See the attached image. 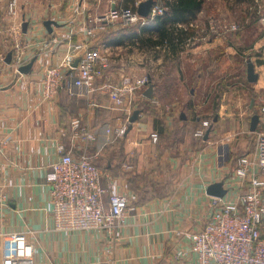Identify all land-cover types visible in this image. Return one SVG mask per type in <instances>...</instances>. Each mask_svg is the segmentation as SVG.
Returning a JSON list of instances; mask_svg holds the SVG:
<instances>
[{
  "label": "crops",
  "instance_id": "obj_1",
  "mask_svg": "<svg viewBox=\"0 0 264 264\" xmlns=\"http://www.w3.org/2000/svg\"><path fill=\"white\" fill-rule=\"evenodd\" d=\"M116 1L125 5L123 0ZM116 1L76 4L69 0H19L18 14L11 18L6 13L7 0H0V53L1 40L5 52L9 51L8 31L12 24L19 23L26 64L33 60L28 73L16 72L0 60V141L4 142L0 159V188L4 195L0 228L24 232L28 241L25 256L12 253L10 243L0 241V264H98L102 259H108L109 264H194L192 256L180 255L188 249L187 240L176 237L172 230L191 232L199 228L211 196L206 193L207 186L222 182L227 189L225 181L233 172L236 157L253 151L254 131L249 129L251 116L248 119L247 112L254 101L251 99L252 105L250 101L243 109L245 90H239V94L224 81V54L218 64L204 44L213 38L207 31V20H226L224 3L203 0L190 21L195 26L168 24V30L172 28L175 35L171 46L164 47V41L154 45L146 41L147 34L141 36V41L132 38L121 45H108L104 38L101 43L108 47L111 65L95 91L87 96L70 94L64 81L52 99L44 98V69L59 63L66 49L68 29L75 32L73 40L81 41L83 23L106 13ZM46 19L59 24L52 27L51 33L43 26ZM132 26L138 25L122 27ZM122 27L105 31L106 27L103 32ZM151 37L157 39V34L153 32ZM153 48L157 49L156 55ZM141 58L144 62H139ZM255 59L256 86L262 87L264 52ZM215 73L218 79L222 76L218 87L209 82ZM123 75L147 76L143 93L149 86L154 90L158 83L162 90L171 89L172 93L187 90L188 96L174 95L169 102L159 98V106H151L148 101L154 98L152 90L151 97L144 95L143 101L136 93L134 108L128 114L112 103L108 89L101 88V84L119 82ZM184 104L191 111L186 122L181 119ZM166 105L173 110L167 112ZM135 110L137 119L128 125L124 138L111 140L104 134L105 127L119 125ZM257 114L256 130H261L264 123ZM76 118L94 134V140L84 141L80 133L72 130L71 121ZM203 121L210 125L207 137H195L197 129L205 130ZM158 125L168 134L174 132L170 140ZM182 126L186 130L181 136L177 133ZM154 132L155 142L151 139ZM59 144L74 155L85 152L101 169L103 185L129 195L124 220L112 232H64L53 228L48 207V165L59 157ZM221 151L226 158L219 157Z\"/></svg>",
  "mask_w": 264,
  "mask_h": 264
},
{
  "label": "built area",
  "instance_id": "obj_2",
  "mask_svg": "<svg viewBox=\"0 0 264 264\" xmlns=\"http://www.w3.org/2000/svg\"><path fill=\"white\" fill-rule=\"evenodd\" d=\"M93 1L99 4L102 0ZM140 1L132 0L134 8L112 2L106 13L83 23L84 38L81 41L73 40L75 32L72 28L68 29L62 58L56 65L44 69L41 78L44 98L52 99L64 81L70 94L87 96L95 91L96 84L106 77L105 72L111 65L108 47L95 38L96 33L115 23L122 26L144 25L166 9L162 0H155L149 15L141 17L136 12ZM18 10L19 0H7L6 13L9 17L15 18ZM254 12L264 32V11H261L259 4ZM188 25L195 26L193 22ZM239 29L235 22L215 23L211 18L207 20V31L216 36ZM8 33V52L12 53L8 64L18 72V68L26 64L24 46L19 38L21 25L12 24ZM1 43L0 60L4 61L8 52H5L2 40ZM75 60L77 63L73 67ZM147 83L145 75H123L119 82L104 83L101 88L108 89L114 105L130 114L134 108L133 96L136 93L138 96V90H142ZM141 95L143 97L144 93ZM151 102L159 106L155 98H151ZM260 112L264 123V106ZM128 125L127 118L117 126L105 127L104 134L111 140L124 138ZM71 126L84 141L94 140V134L82 127L79 119H73ZM202 126L207 127L208 121H203ZM204 135V128L194 132L198 138ZM151 139L153 142L157 140L156 132L151 134ZM57 151L59 157L48 165V207L53 228L64 232H112L124 220L129 208V195L103 185L101 169L85 152L74 155L63 144L57 146ZM3 153L4 142L0 141V159ZM219 157L226 158L227 154L221 151ZM225 182L227 189L224 196H209L204 221L199 228L191 232L172 230L176 237L185 238L188 242V249L182 250L180 255L192 256L194 264H264V128L254 131L253 151L236 157L233 172ZM3 202L4 195L0 188V203ZM0 241L9 242L12 253L25 256L28 241L24 232H5L0 228ZM108 261L102 259L98 264H109Z\"/></svg>",
  "mask_w": 264,
  "mask_h": 264
},
{
  "label": "rangeland",
  "instance_id": "obj_3",
  "mask_svg": "<svg viewBox=\"0 0 264 264\" xmlns=\"http://www.w3.org/2000/svg\"><path fill=\"white\" fill-rule=\"evenodd\" d=\"M36 1L40 2L43 0H36ZM69 1L75 2L76 4L78 2H84L86 4L93 3V0H69ZM210 2L212 4H216V2H219V4L224 3V17L226 19L224 22L225 23L235 22L238 23V25L240 26V29L237 31H229L224 33L223 39L215 40L214 38L223 37V36H216L213 33V36H211L213 37L211 39L212 42L211 43L207 42L204 44H205V48L208 49V52L213 54L212 55L213 60L217 61L218 64L221 62L220 56L224 54V70L226 69L224 71V81L230 84L229 88H231V90L232 89L236 91L245 90V95L239 91V94H242L244 98V103L243 102L241 103L243 109L245 108V106H247V104L250 103L251 99H253L254 102L252 109L249 110L248 112L246 111L249 119V117L254 113L261 114L260 112L261 107L264 106V83L262 82L263 86L259 87L256 86L257 81L255 83L248 82L246 80V73H245L246 60L250 59L251 61H256L255 57L260 53L262 54V52H264V32L262 31L261 24L258 21V15L254 12V9L258 4L261 5V9L264 10V0H210ZM211 19L215 23L222 22L221 20H215V18H211ZM106 27L107 29L105 31H111L112 28L122 27V25H120L119 23H115L108 25ZM103 31L98 32V34L96 33L95 38H97V40L101 39L100 42L104 40V35L105 33H107V32L104 33ZM146 44L149 45L148 43ZM136 48L137 50L140 49V45L137 46ZM153 52H154L153 55H156L157 49L153 48ZM210 60L212 59L210 58ZM213 60L212 63L216 64V62H213ZM140 61H143V59L142 58L139 59V62ZM154 64L155 63H152L151 67ZM148 65H149V61H148ZM263 75H264V71H263ZM216 77H218L216 73L210 75L209 82L212 87H218L220 83L219 79L222 76H220L219 79ZM166 80L168 81V79H165V81ZM156 82H157V78L156 76H154V84ZM157 84L158 83L154 85L155 89L152 90V96H154L156 100L161 98L164 102H169L174 95L175 96L184 95L185 97L186 95L188 96L187 90H182L181 94L179 92L172 93L173 91H171V89L162 90L160 87L161 85L158 86ZM144 89L145 88H143L142 90H138V96L142 101L143 99L141 93L143 92ZM148 103L151 106L152 105L156 106L155 104L150 102V100L148 101ZM140 106L142 107V105ZM185 106L186 104H184L182 110H184ZM165 108L167 112L173 110L170 107V105H166ZM144 109H146V106H144ZM159 127L160 125H158V128ZM177 134L179 135L180 133ZM180 135L182 136L184 135V133Z\"/></svg>",
  "mask_w": 264,
  "mask_h": 264
},
{
  "label": "trees",
  "instance_id": "obj_4",
  "mask_svg": "<svg viewBox=\"0 0 264 264\" xmlns=\"http://www.w3.org/2000/svg\"><path fill=\"white\" fill-rule=\"evenodd\" d=\"M126 6H132V0H123ZM162 3L166 7L165 11L161 15H157L151 21L146 22L144 25L136 27H125L117 31L107 33L104 38H106V44L108 45H121L127 39H138L141 41L142 35L147 34L149 37H146V41L153 43L154 45L160 41H164L167 46H171L172 40H174L175 35L172 34V28L168 30V24L174 23H189L194 19L202 7L203 0H162ZM157 34V39H152V33ZM178 36V32H177ZM179 40V36L176 37ZM162 43V42H161ZM189 105L186 104L183 110V116L181 117L184 122L188 121V118L191 114L189 110ZM213 118V117H212ZM209 123V122H208ZM210 128L208 125L205 128V132ZM159 129L163 134L167 135V140H170L174 135L173 133L168 134L166 129L163 126H160ZM186 130L185 127H181L178 130V133L183 134ZM203 138V137H200Z\"/></svg>",
  "mask_w": 264,
  "mask_h": 264
},
{
  "label": "water",
  "instance_id": "obj_5",
  "mask_svg": "<svg viewBox=\"0 0 264 264\" xmlns=\"http://www.w3.org/2000/svg\"><path fill=\"white\" fill-rule=\"evenodd\" d=\"M155 0H143L141 2L138 3L137 7H136V12L139 16L141 17H147L150 13V10L152 8V6L154 5ZM43 26L45 27V29L47 30L48 33L52 32V27H58L59 24L52 19H46L43 21ZM24 29V28H23ZM11 52H8L5 56L4 62L5 63H10L11 61ZM32 62L33 60H31L29 63L22 65L18 68V72L20 73H28L30 71V68L32 66ZM77 60H75L72 64L73 67L76 66ZM246 79L248 82L250 83H254L257 81L258 79V73L255 71V67L253 64V61H251L250 59L246 60ZM151 86L148 87V89L145 90L144 95L147 98L151 97ZM252 100H251V105H252ZM137 114L138 111H134L131 115V117L129 118V127L131 126V124L137 119ZM259 122V115L257 113H254L251 115L250 117V122H249V129L250 131H255L257 124ZM207 137V133L205 135V138ZM206 193L208 195L211 196H217V197H222L225 195L226 190L222 187V182H214L211 183L210 185L207 186L206 188Z\"/></svg>",
  "mask_w": 264,
  "mask_h": 264
}]
</instances>
